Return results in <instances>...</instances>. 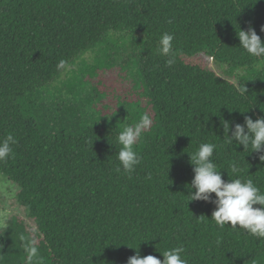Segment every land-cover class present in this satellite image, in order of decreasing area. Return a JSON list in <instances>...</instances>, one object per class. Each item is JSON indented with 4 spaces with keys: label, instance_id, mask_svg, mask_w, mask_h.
<instances>
[{
    "label": "trees",
    "instance_id": "1",
    "mask_svg": "<svg viewBox=\"0 0 264 264\" xmlns=\"http://www.w3.org/2000/svg\"><path fill=\"white\" fill-rule=\"evenodd\" d=\"M250 26L264 42V0H0V140H17L0 173L19 188L28 220L12 217L0 231V264H127L136 251L162 260L179 246L188 264H264V238L220 228L214 204L188 201L189 156L204 142L217 145L223 179H252L264 192L259 153L228 144L223 128L230 135L245 115H264V57L236 35ZM165 32L171 65L158 50ZM93 51L100 69L133 66L147 101L152 123L130 176L115 171L122 146L118 129L100 124V96L61 111L90 118L74 131L46 129L39 115L43 92ZM207 59L245 74L234 84ZM76 82L74 98L86 87Z\"/></svg>",
    "mask_w": 264,
    "mask_h": 264
},
{
    "label": "clouds",
    "instance_id": "2",
    "mask_svg": "<svg viewBox=\"0 0 264 264\" xmlns=\"http://www.w3.org/2000/svg\"><path fill=\"white\" fill-rule=\"evenodd\" d=\"M261 32H264V26H261ZM239 46L253 57H264V42L261 36L250 26L247 30L239 29L237 34ZM174 34L165 32L159 39V52L168 56L167 63H174L172 58V41ZM246 94L247 89L243 86L240 89ZM243 113L244 111H240ZM148 117L145 116L135 125L126 127L118 137L122 146L117 154L119 166L115 169L117 173L123 171L129 176L140 163V158L134 151V144L142 133V129L148 124ZM226 142L232 146H242L244 150L250 149V152L259 153V160L264 162V115L255 120L251 116H244L243 124H235L231 127L224 122ZM17 140L12 134L7 135L0 140V161H4L13 152V145ZM217 148L215 143H201L197 150L191 154L190 164L193 166V178L189 189L188 201L200 200L214 204V211L211 213V220L215 221L220 228L225 225L239 227L257 237L264 238V192L253 182L252 179L235 178L225 180L222 173L217 169L213 160L214 150ZM233 173L239 172V166L235 163L231 165ZM211 194H215L212 198ZM259 205V207H254ZM6 229V223L0 222V230ZM23 239V237H21ZM137 249V247H131ZM185 249L182 246L166 249L163 251V259H158L153 255L141 256L139 251L130 256L127 264H188V260L183 258ZM37 249L32 247L30 255L36 256Z\"/></svg>",
    "mask_w": 264,
    "mask_h": 264
},
{
    "label": "rangeland",
    "instance_id": "3",
    "mask_svg": "<svg viewBox=\"0 0 264 264\" xmlns=\"http://www.w3.org/2000/svg\"><path fill=\"white\" fill-rule=\"evenodd\" d=\"M97 56V51L88 53L70 70L63 73L51 88L49 87L43 92L42 104L45 106V110L39 115L45 128L57 132L65 125L68 127V131H74L75 128L71 127L73 123L80 124L90 118L85 119L80 115L72 116L70 111L64 113L61 111L64 108H69V103L78 107L80 97L87 105L96 96H100L99 100H95L94 109L104 115L100 124L110 125L114 130L118 129L120 134L126 127L137 124L147 116L149 122L142 129L141 135L148 132L152 118L149 116L147 101L141 97L134 67L130 66L123 70L124 66L122 65L121 67L114 66L108 70L100 69L96 61ZM205 66L234 84H237L238 78L245 74L243 70L231 69L228 65L217 64L211 59L205 60ZM79 79L86 82V87L80 96L74 98L75 90H79V88L76 87L73 90V85H77L76 81ZM139 138L134 145L138 144ZM18 190L15 183L0 173V222H5L6 227L12 217H19L28 223L25 211L17 203ZM29 225L32 226L30 223Z\"/></svg>",
    "mask_w": 264,
    "mask_h": 264
}]
</instances>
